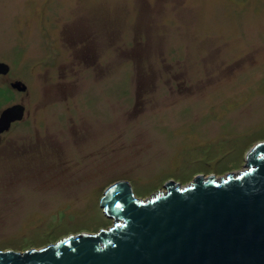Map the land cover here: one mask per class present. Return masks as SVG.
Wrapping results in <instances>:
<instances>
[{"label": "rangeland", "instance_id": "1", "mask_svg": "<svg viewBox=\"0 0 264 264\" xmlns=\"http://www.w3.org/2000/svg\"><path fill=\"white\" fill-rule=\"evenodd\" d=\"M0 61V114L25 106L0 135V250L109 228L112 183L238 174L264 141V0H0Z\"/></svg>", "mask_w": 264, "mask_h": 264}, {"label": "water", "instance_id": "2", "mask_svg": "<svg viewBox=\"0 0 264 264\" xmlns=\"http://www.w3.org/2000/svg\"><path fill=\"white\" fill-rule=\"evenodd\" d=\"M10 70L0 61V74ZM12 86L25 90L21 80ZM21 103L0 114V135L20 120ZM244 171L197 175L188 185L137 197L128 180L109 185L100 205L114 225L71 233L24 251L0 250V264H264V141L247 152Z\"/></svg>", "mask_w": 264, "mask_h": 264}]
</instances>
